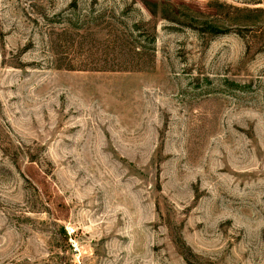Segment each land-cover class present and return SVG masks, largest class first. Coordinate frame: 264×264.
I'll use <instances>...</instances> for the list:
<instances>
[{
  "label": "rangeland",
  "instance_id": "374dc122",
  "mask_svg": "<svg viewBox=\"0 0 264 264\" xmlns=\"http://www.w3.org/2000/svg\"><path fill=\"white\" fill-rule=\"evenodd\" d=\"M0 264H264V0H0Z\"/></svg>",
  "mask_w": 264,
  "mask_h": 264
},
{
  "label": "trees",
  "instance_id": "16d2710c",
  "mask_svg": "<svg viewBox=\"0 0 264 264\" xmlns=\"http://www.w3.org/2000/svg\"><path fill=\"white\" fill-rule=\"evenodd\" d=\"M134 52V51H133ZM136 53L134 54H137V51H135ZM96 70V69H95ZM99 70H107V69H99ZM108 70H113V69H108ZM114 70H138L137 68H128V69H124V68H117V69H114Z\"/></svg>",
  "mask_w": 264,
  "mask_h": 264
},
{
  "label": "built area",
  "instance_id": "2783aa9c",
  "mask_svg": "<svg viewBox=\"0 0 264 264\" xmlns=\"http://www.w3.org/2000/svg\"><path fill=\"white\" fill-rule=\"evenodd\" d=\"M65 231H66V234L68 235V236H70L71 234H72V229H65Z\"/></svg>",
  "mask_w": 264,
  "mask_h": 264
}]
</instances>
